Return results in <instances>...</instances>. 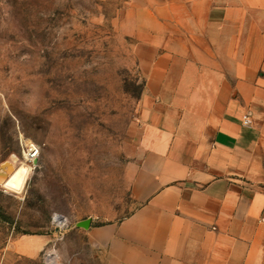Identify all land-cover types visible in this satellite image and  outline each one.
I'll return each mask as SVG.
<instances>
[{
  "label": "crops",
  "instance_id": "0c3cea01",
  "mask_svg": "<svg viewBox=\"0 0 264 264\" xmlns=\"http://www.w3.org/2000/svg\"><path fill=\"white\" fill-rule=\"evenodd\" d=\"M125 2L144 80L135 207L92 229L87 261L264 264V0ZM34 241L13 249L35 258Z\"/></svg>",
  "mask_w": 264,
  "mask_h": 264
},
{
  "label": "rangeland",
  "instance_id": "374dc122",
  "mask_svg": "<svg viewBox=\"0 0 264 264\" xmlns=\"http://www.w3.org/2000/svg\"><path fill=\"white\" fill-rule=\"evenodd\" d=\"M125 1L0 0V182L29 170L21 192L0 184V264H92V229L135 207L126 172L144 80ZM18 240L44 246L31 258Z\"/></svg>",
  "mask_w": 264,
  "mask_h": 264
},
{
  "label": "bare ground",
  "instance_id": "6f19581e",
  "mask_svg": "<svg viewBox=\"0 0 264 264\" xmlns=\"http://www.w3.org/2000/svg\"><path fill=\"white\" fill-rule=\"evenodd\" d=\"M34 163H35V161H34ZM22 173H23L24 177L22 176L20 178H17V176H18L17 174H22ZM28 175H29V170H28V167L25 165L21 169H19V168L16 169L14 173L10 174L9 177L7 179H5L4 181L0 182V184H2L4 187H6L7 189H10L12 191L21 192L23 190V187H24V184L26 182ZM56 218L60 221L65 220L64 217L59 216V215ZM51 255H50V257H52V259H51L52 263L56 264L55 258L53 257V255L52 256Z\"/></svg>",
  "mask_w": 264,
  "mask_h": 264
},
{
  "label": "built area",
  "instance_id": "2783aa9c",
  "mask_svg": "<svg viewBox=\"0 0 264 264\" xmlns=\"http://www.w3.org/2000/svg\"><path fill=\"white\" fill-rule=\"evenodd\" d=\"M243 124L245 126H251L252 123H253V120H252V117L250 115V113H245L243 115ZM25 155H26V158L29 160V161H33L35 159L38 158L39 156V153H40V148L37 144L33 143V142H27L25 144Z\"/></svg>",
  "mask_w": 264,
  "mask_h": 264
},
{
  "label": "trees",
  "instance_id": "16d2710c",
  "mask_svg": "<svg viewBox=\"0 0 264 264\" xmlns=\"http://www.w3.org/2000/svg\"><path fill=\"white\" fill-rule=\"evenodd\" d=\"M4 220L9 222L10 218L8 216H3Z\"/></svg>",
  "mask_w": 264,
  "mask_h": 264
},
{
  "label": "water",
  "instance_id": "95a60500",
  "mask_svg": "<svg viewBox=\"0 0 264 264\" xmlns=\"http://www.w3.org/2000/svg\"><path fill=\"white\" fill-rule=\"evenodd\" d=\"M34 161H35V163H36V162H37V159H35Z\"/></svg>",
  "mask_w": 264,
  "mask_h": 264
}]
</instances>
